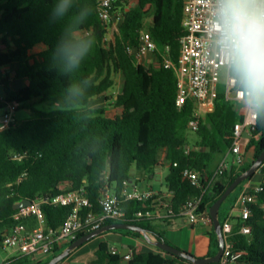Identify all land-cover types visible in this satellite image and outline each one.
Wrapping results in <instances>:
<instances>
[{
	"label": "trees",
	"instance_id": "1",
	"mask_svg": "<svg viewBox=\"0 0 264 264\" xmlns=\"http://www.w3.org/2000/svg\"><path fill=\"white\" fill-rule=\"evenodd\" d=\"M54 2L0 0V68L14 65L13 78L26 83L16 90L10 85L9 72L0 73V86L5 94V98L0 99V109L12 105L14 112L28 110L31 113L29 119L13 120L0 130V241L8 237L17 224L28 230L39 227L36 216L20 221L14 219L15 206L21 201L32 202L85 188L99 211L104 185L120 196L133 170L144 172L148 179L158 166L168 167L166 183L169 191L174 192L175 213L189 198L198 196H202L199 213L209 212L227 187L264 151V112L259 113L258 124L247 144V149L254 150L253 161L240 168L232 164L212 182L216 157L229 151L234 127L242 121L243 115L236 104L227 99L225 83L220 84L214 111L200 121L195 132L199 139L197 146L205 150L188 147L186 132L190 130L188 124L193 118L194 105L191 101L181 109L176 105L179 91L176 70L181 56L180 40L185 34L184 0H137L132 9L123 13L119 31L110 41L107 40L108 28L97 13L98 0H75L76 6L64 20L52 15ZM124 3L117 1L115 10L123 12ZM83 6L91 9L90 15L77 29H71L70 16ZM145 28L151 32L160 58L169 48L167 55L173 67L162 64L159 68L146 69L129 54L128 48L139 44L140 31ZM87 35L94 40L92 51L78 69L68 68L60 51L62 39ZM230 74L234 77L232 71ZM115 75L122 87L112 98L113 105L109 109L92 107L96 98L104 96L115 85ZM237 87L243 89L239 81ZM42 106L48 109H40ZM162 150L166 155L160 161ZM185 169L200 174V187L193 186L183 176ZM259 173L264 187V165ZM249 180L221 206L222 225L235 207L239 190ZM121 201L126 220L107 221L105 226L116 223L139 226L158 241L169 244L164 232L170 220H133L142 204ZM252 211V217L245 222L252 230L249 236L239 232L242 219L232 218L236 225L234 250L246 252L242 259L244 264H264V191L252 205ZM43 212L46 225L57 229L72 208L44 204ZM109 232L146 240L141 233L132 230ZM83 236L85 234H80L78 239ZM210 236L212 246L208 257H213L219 251L214 226ZM72 244L57 249L45 261L16 257L4 264L48 263ZM155 248L158 253L130 247L132 258L126 264H193ZM87 264L123 262L120 255L111 253L107 241H101Z\"/></svg>",
	"mask_w": 264,
	"mask_h": 264
},
{
	"label": "built area",
	"instance_id": "2",
	"mask_svg": "<svg viewBox=\"0 0 264 264\" xmlns=\"http://www.w3.org/2000/svg\"><path fill=\"white\" fill-rule=\"evenodd\" d=\"M117 1L126 2L123 4V12L115 10L114 4ZM215 7L216 0H184L182 26L185 34L180 40L181 56L176 70L179 83L176 105L181 109L188 101L193 103V118L188 127L196 132L204 115L214 111L219 86L222 84L223 74H226L227 99L238 104L243 115L242 121L234 127L233 143L229 149V154L234 158V164L240 168L246 164V147L249 140L245 138V134L247 133V137L250 139L258 124L259 114L255 119L253 118L245 101L239 95L243 89L237 87L238 81L231 76V69L222 62V58L218 54L219 49L215 43L217 34L212 30ZM132 8L127 0H98L97 13L100 20L108 28L107 40L111 33L119 31V26L124 18L123 13ZM157 51V44L151 32L146 28L140 31L139 44L128 48L129 54L134 56L137 63L146 69L159 68L162 64L166 67H173L167 55L169 48H166V54H162L161 58L157 55ZM13 114L14 106L9 105L3 115L5 126L10 124ZM228 168L227 159H224L215 170L212 182ZM183 176L193 186L200 187V174L197 171L185 169ZM263 191V181L259 184H253L249 180L242 187L234 207L243 222L239 228L240 234L251 235V227L245 222L252 217V205L257 202L258 195ZM173 197V191H169L168 196L165 197L152 189H141L137 185L131 186L129 183H124L120 196L104 185L99 200V211H96V206L88 198L85 188L65 192L51 198L37 199L32 201L30 206L17 210L14 219L20 221L30 216H36L39 227L35 230H28L17 224L12 233L0 241V251L10 250L14 251L18 257L40 261L43 257L51 256L57 249H62L77 241L80 234L87 235L100 230L107 221L126 220L127 215L121 207V199L126 202L137 201L142 204V209L133 215V220L145 219L161 222L174 218H184L192 224L203 222L213 227L209 212L199 213L202 196L189 198L178 213H175L172 207ZM44 204L71 207L72 212L59 228L54 229L46 225L43 212ZM233 217L231 213L222 225L225 251L220 264H244L242 259L246 252L234 250L233 238L236 225L232 220ZM111 253L120 255L123 263L129 262L132 258L131 251L121 253L115 247L111 248Z\"/></svg>",
	"mask_w": 264,
	"mask_h": 264
},
{
	"label": "clouds",
	"instance_id": "3",
	"mask_svg": "<svg viewBox=\"0 0 264 264\" xmlns=\"http://www.w3.org/2000/svg\"><path fill=\"white\" fill-rule=\"evenodd\" d=\"M75 6V0H55L52 15L64 20ZM90 12L89 7H80L70 16V28L77 29ZM212 30L218 54L241 84L239 95L255 119L264 112V0H216ZM93 46L90 35L63 38L60 51L67 67L78 69Z\"/></svg>",
	"mask_w": 264,
	"mask_h": 264
},
{
	"label": "crops",
	"instance_id": "4",
	"mask_svg": "<svg viewBox=\"0 0 264 264\" xmlns=\"http://www.w3.org/2000/svg\"><path fill=\"white\" fill-rule=\"evenodd\" d=\"M15 69L16 67L14 65L10 67L0 68V73L5 75L7 72H9L11 77L10 85L12 88L17 90L19 88L26 86V83L24 81L16 80L13 78ZM4 98H5L4 90L3 87L0 86V99L3 100ZM236 108L239 112L242 110L240 109V106H238V104H236ZM5 110L6 108L3 109L4 113ZM205 116L206 115H204V118ZM13 120H15V112L12 117V121ZM5 127L6 126L3 124V116H0V130L4 129ZM246 138L249 140V137ZM198 141H199L198 137L197 139L189 141L191 145L189 144L188 147L191 149L205 150L204 148L197 146ZM249 149L250 148L247 149L246 147V163H250L253 161L254 153L253 154L249 153ZM165 155H166V151L164 150L160 154L159 160L163 161L165 159ZM224 159H227V163L229 164V166L234 164V158L229 154L228 151L225 155H219L216 157V160L212 167L213 171H215L218 168V166ZM167 175H168V167H164V166L156 167L154 173L151 174L148 179L144 172L133 170L131 173V180L128 183L131 186L137 185L141 189H152L156 193H159L167 197L169 192L166 183ZM150 181L159 184L160 188L155 190L153 185L150 183ZM252 183L255 184L253 181ZM241 189L239 190L238 196L241 192ZM231 213L233 214L234 217H239V213L236 210H234V208L232 209ZM211 231H212V227L207 224H204L203 222L192 224L184 218H174L170 220L169 226L165 229L164 236L167 242L171 246L186 251L198 258H203V257H208V254L211 250V246H212L211 236H210ZM101 237H102L101 239L102 241H107L110 244L111 248L115 247L121 253L129 252L130 247H138L142 252H148V251H153L156 253L159 252L154 247V245L150 244L148 241L144 239H136L129 237L127 235L114 233V232H107L103 234ZM0 255L3 257L2 264H4L9 259L18 257L14 251H10V250L0 251ZM48 258L49 257H43L40 261H45ZM64 264L66 263L64 262Z\"/></svg>",
	"mask_w": 264,
	"mask_h": 264
},
{
	"label": "water",
	"instance_id": "5",
	"mask_svg": "<svg viewBox=\"0 0 264 264\" xmlns=\"http://www.w3.org/2000/svg\"><path fill=\"white\" fill-rule=\"evenodd\" d=\"M264 165V151L262 154L257 158V160L250 166L248 170L240 174L234 182L227 187L225 192L222 194V196L213 204V206L209 210V214L212 218L213 221V226L215 229V232L218 237L219 241V251L216 256L213 257H203V258H198L186 251H183L179 248L173 247L163 241H158L154 235L146 231L145 229L135 226V225H130V224H122V223H116L112 225H107L101 228L100 230L94 231L90 234H87L77 241H75L71 246H69L64 252L61 254L57 255L54 257L51 261L48 263H42V264H60L63 260H65L67 257H69L72 252L75 250L79 249L83 245L91 242L95 238L102 236L103 234L113 231V230H121V229H126V230H132L141 233L145 239L158 249L170 253L172 255H175L177 257L186 259L193 264H210V263H220L222 256L225 251V239L223 235V230H222V224L220 221L219 217V212L220 208L225 202V200L244 182L249 180L252 176H254L257 172H259V169ZM31 201L29 200H24L18 203L15 206L16 210H19L21 208L27 207L31 205Z\"/></svg>",
	"mask_w": 264,
	"mask_h": 264
},
{
	"label": "rangeland",
	"instance_id": "6",
	"mask_svg": "<svg viewBox=\"0 0 264 264\" xmlns=\"http://www.w3.org/2000/svg\"><path fill=\"white\" fill-rule=\"evenodd\" d=\"M127 1H128V4H130L132 7H134L137 4V0H127ZM114 34L115 33H111L109 35L108 41H110L114 38ZM226 77H227L226 74H223L222 83L225 82ZM113 78L115 81V85L104 96L96 98L91 104L92 107H94V108L107 107V109H109V107L111 105H113L112 98L121 91V87H122V83L119 80V77L117 75H115ZM39 108L40 109H46V110L48 109L47 106L46 107L42 106ZM3 113H4L3 109H0V116H3L4 115ZM30 117H31V113L28 110H20V111L15 112V120L17 122L29 119ZM186 135H187L189 141L197 139L196 133L192 130H188L186 132ZM246 137H247V133L245 134V138ZM189 144L191 145L190 142H189ZM162 151H164V150H162ZM162 151L160 152V154L162 153ZM249 153L253 154L254 150L252 148H250ZM251 180L255 184H259L263 181V176L259 172H257ZM150 183L153 185L155 190L160 188L159 184H157L153 181H150ZM101 239H102V237L99 236V237L95 238L94 240H92L91 242L87 243L81 249L75 250L74 252H72L71 257L65 261V263L66 264H87V263H89L90 260L93 259L95 251H96L99 243L102 241ZM2 261H3V257L0 255V264H2ZM60 264H64V262H62Z\"/></svg>",
	"mask_w": 264,
	"mask_h": 264
}]
</instances>
